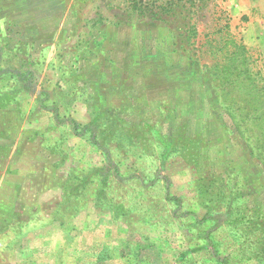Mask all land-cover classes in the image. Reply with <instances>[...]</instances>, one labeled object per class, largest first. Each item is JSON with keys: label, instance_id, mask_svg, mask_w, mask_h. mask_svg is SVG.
<instances>
[{"label": "rangeland", "instance_id": "374dc122", "mask_svg": "<svg viewBox=\"0 0 264 264\" xmlns=\"http://www.w3.org/2000/svg\"><path fill=\"white\" fill-rule=\"evenodd\" d=\"M0 264H264V0H0Z\"/></svg>", "mask_w": 264, "mask_h": 264}]
</instances>
